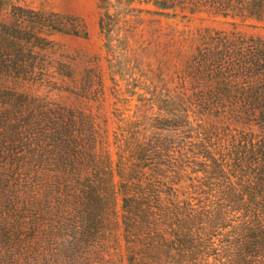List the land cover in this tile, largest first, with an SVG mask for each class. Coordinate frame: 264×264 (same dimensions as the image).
Returning <instances> with one entry per match:
<instances>
[{"label":"trees","instance_id":"1","mask_svg":"<svg viewBox=\"0 0 264 264\" xmlns=\"http://www.w3.org/2000/svg\"><path fill=\"white\" fill-rule=\"evenodd\" d=\"M135 1L264 23V0H116L115 15L100 0L108 46ZM14 14L0 20V264H264V38L182 31L180 91L136 85L126 115L115 84L109 142L83 84L38 94L49 37L86 34L57 14Z\"/></svg>","mask_w":264,"mask_h":264},{"label":"rangeland","instance_id":"2","mask_svg":"<svg viewBox=\"0 0 264 264\" xmlns=\"http://www.w3.org/2000/svg\"><path fill=\"white\" fill-rule=\"evenodd\" d=\"M107 1L111 6V15L124 8L116 0ZM2 4V23H10L16 15L14 9L20 8L45 15L57 14L63 18L64 23L74 21L80 34H86V37L63 34L49 37L52 44L42 53V70H35L36 82L39 84L45 80V87L41 85L38 94L74 97L70 91H75V88L83 84L90 97L86 109L92 113H101L106 121L109 142L116 125L112 116L115 102L113 89H117L116 86L120 90V98L129 101L126 115L133 112L136 100L142 95L136 85H164L176 92L180 91L176 50L181 46L179 41L182 39V31L192 32L195 37V31L209 29L212 32L234 31L246 38H264V23L252 20L240 22L206 15L189 16L186 13L182 17L183 14L179 12L175 16L164 17L152 14L156 9L151 5L135 1L131 4L134 10L129 15L122 12L118 16L110 39L111 52L99 28V19L105 13L100 0H4ZM98 76L104 86L103 103L100 106L91 100L94 94H90V91H97ZM52 82L56 83L54 88L59 89V92L50 89ZM204 91H188L186 94L197 95ZM110 152L113 153L111 147ZM112 159L115 160L113 155ZM119 207L120 201L118 210Z\"/></svg>","mask_w":264,"mask_h":264}]
</instances>
